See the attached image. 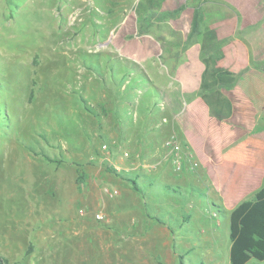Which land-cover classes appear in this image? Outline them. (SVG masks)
Returning a JSON list of instances; mask_svg holds the SVG:
<instances>
[{
  "label": "rangeland",
  "instance_id": "374dc122",
  "mask_svg": "<svg viewBox=\"0 0 264 264\" xmlns=\"http://www.w3.org/2000/svg\"><path fill=\"white\" fill-rule=\"evenodd\" d=\"M138 2L0 0V264H229L240 185L162 160L183 17L139 33ZM103 142L125 167L159 163L129 171L140 190L98 162Z\"/></svg>",
  "mask_w": 264,
  "mask_h": 264
},
{
  "label": "crops",
  "instance_id": "0c3cea01",
  "mask_svg": "<svg viewBox=\"0 0 264 264\" xmlns=\"http://www.w3.org/2000/svg\"><path fill=\"white\" fill-rule=\"evenodd\" d=\"M195 6L202 10L203 27L212 29L218 38L231 37L222 47L216 68L235 73L247 69L233 88L223 90L232 103V114L228 120L219 121L202 97L193 95L205 68L199 42L181 50L177 62L171 60L176 52H169L166 56L170 60L164 62L168 70L163 89L164 118L173 122L169 128L177 131L191 158L208 177L210 168L228 170L226 174L234 178V184L240 185L233 195L238 203L264 181V70L251 66L252 61L264 60V0L186 3L176 18L183 17L180 29L184 36L191 28ZM123 90L128 89L121 86L119 91Z\"/></svg>",
  "mask_w": 264,
  "mask_h": 264
},
{
  "label": "trees",
  "instance_id": "16d2710c",
  "mask_svg": "<svg viewBox=\"0 0 264 264\" xmlns=\"http://www.w3.org/2000/svg\"><path fill=\"white\" fill-rule=\"evenodd\" d=\"M163 1L139 0L135 10L139 33L145 32L156 21L178 18L186 7V3H182L173 9H162ZM195 1L200 0H193ZM202 17L201 8L195 6L191 28L182 42L183 50L199 42L200 59L205 68L199 89L193 95L202 97L214 118L225 121L232 114V103L223 90L233 88L240 74L247 68L238 73L216 68V62L222 56V47L231 37L218 38L212 29L202 26ZM251 66L264 70V60L252 61ZM183 145L186 146L185 143ZM108 169L131 184L135 190H140L137 175L117 172L110 167ZM83 179L82 175L78 181ZM228 220L229 264H252L251 261H254V264H264V181L249 197L242 199L228 211ZM178 264H187L184 253H178Z\"/></svg>",
  "mask_w": 264,
  "mask_h": 264
},
{
  "label": "built area",
  "instance_id": "2783aa9c",
  "mask_svg": "<svg viewBox=\"0 0 264 264\" xmlns=\"http://www.w3.org/2000/svg\"><path fill=\"white\" fill-rule=\"evenodd\" d=\"M163 148L164 151L162 160H169L178 171L185 169L186 165L189 169H194L198 166V163L191 158L187 147L183 145L176 132H171L168 135V137L163 142ZM97 160L100 164L109 166L117 172L126 173H129V171H139L140 169L151 171L155 169L159 164L139 162L133 163L129 168L125 167L122 162H118L112 159V153L109 144L106 142L100 145ZM97 217L103 218V214L99 212L97 213Z\"/></svg>",
  "mask_w": 264,
  "mask_h": 264
},
{
  "label": "flooded vegetation",
  "instance_id": "af4514ba",
  "mask_svg": "<svg viewBox=\"0 0 264 264\" xmlns=\"http://www.w3.org/2000/svg\"><path fill=\"white\" fill-rule=\"evenodd\" d=\"M104 143V142H103Z\"/></svg>",
  "mask_w": 264,
  "mask_h": 264
}]
</instances>
